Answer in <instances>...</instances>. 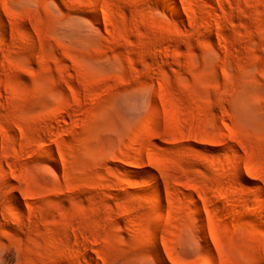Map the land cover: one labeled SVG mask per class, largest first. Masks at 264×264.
Wrapping results in <instances>:
<instances>
[{
	"label": "rangeland",
	"instance_id": "1",
	"mask_svg": "<svg viewBox=\"0 0 264 264\" xmlns=\"http://www.w3.org/2000/svg\"><path fill=\"white\" fill-rule=\"evenodd\" d=\"M0 264H264V0H0Z\"/></svg>",
	"mask_w": 264,
	"mask_h": 264
},
{
	"label": "bare ground",
	"instance_id": "2",
	"mask_svg": "<svg viewBox=\"0 0 264 264\" xmlns=\"http://www.w3.org/2000/svg\"><path fill=\"white\" fill-rule=\"evenodd\" d=\"M167 8V7H166ZM170 11H173V9L172 8H168Z\"/></svg>",
	"mask_w": 264,
	"mask_h": 264
}]
</instances>
